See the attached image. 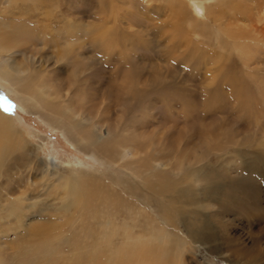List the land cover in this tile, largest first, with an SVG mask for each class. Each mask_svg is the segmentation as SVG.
Returning <instances> with one entry per match:
<instances>
[{
    "label": "rangeland",
    "instance_id": "rangeland-1",
    "mask_svg": "<svg viewBox=\"0 0 264 264\" xmlns=\"http://www.w3.org/2000/svg\"><path fill=\"white\" fill-rule=\"evenodd\" d=\"M235 1L43 0L38 12L25 9L24 2L0 0V56L28 65V72L39 71L55 87V96L61 88L66 99L73 98L79 115L93 119L112 148H117L118 139L130 149L116 163L107 156L114 170L73 146L60 129L50 126L38 113L26 111L9 86H0V108L12 117L29 147L46 163L55 164L58 173L71 171L72 165L114 175L119 169L135 178L133 170L127 168L129 163L133 168L151 161L162 171L160 175L167 176V168L173 173V184L189 166L198 169L206 165L207 172L216 169L230 183L245 177L235 168L224 173L227 167L223 164L241 165L234 151L247 134H252L243 124L257 125L263 131L259 139L264 142V101L254 87L256 78L264 83V54H257L263 64L249 68L239 61L232 45L237 38L243 42L254 37L264 39V9L257 10L253 0H241V9L236 12L229 7ZM47 10L51 15L44 18L41 14ZM212 11L219 13L217 18L208 15ZM216 43L218 50L230 52L236 59L238 66L234 65L232 72L243 79L241 87L249 96L250 106L259 112L254 113L256 119L247 114L248 107L231 97L226 84L214 83L216 55L209 51ZM259 139L257 136L256 142ZM217 144L225 150H219ZM262 144L257 147L263 149ZM153 152L159 153L157 160L151 158ZM249 157L253 159L254 154ZM37 170L23 172L22 182H15L10 199L24 194L40 200L39 206L58 203L59 189L47 199L36 198L43 183L54 180L50 176L42 182L44 178ZM199 179L191 187L192 194L204 207L185 202V212L171 226V234H179L176 236L182 238V244L175 245L169 260L162 264H264V199L230 197V183L209 182L205 176ZM180 180L179 187L185 189L189 183ZM257 200L260 211L255 210ZM151 208L155 212L157 203L152 202ZM194 210L200 211L201 224L206 225L191 233L187 224L198 220ZM52 215L51 209L41 210L30 214L18 229L13 219L10 222L16 229H0V261L14 264L21 252L16 247L20 244L17 238L27 226L44 223ZM14 240L18 243H11Z\"/></svg>",
    "mask_w": 264,
    "mask_h": 264
},
{
    "label": "bare ground",
    "instance_id": "bare-ground-1",
    "mask_svg": "<svg viewBox=\"0 0 264 264\" xmlns=\"http://www.w3.org/2000/svg\"><path fill=\"white\" fill-rule=\"evenodd\" d=\"M19 1L27 4L25 6L27 10L38 12L42 10L41 1L43 0H9V3ZM253 2L257 10L264 9V0H253ZM241 6V0H236L229 7L239 12ZM218 14L215 11L208 13L214 18H217ZM41 15L45 18L51 13L47 10ZM69 15L73 13L69 12ZM234 42L232 46L235 47L236 56L241 63L249 68L255 63L263 64L258 61L257 54H264V39L254 37L248 42H243L241 38H237ZM211 47L209 53L216 55L214 68L217 75L214 83L226 84L232 93L231 97L233 99L236 97L240 106L248 107L247 114L252 118L255 116L256 119L257 114L254 113L259 112L256 106H250L252 104L249 102V96L241 87L243 79L232 72L233 66H238L236 59L231 57L230 52L226 54L218 50L217 43ZM2 51L3 49L0 48V53ZM24 66L22 62L3 59L0 56V86L3 88L9 86L8 88L19 95V102L26 111L38 113L50 126L60 129L73 146L96 156L103 164H107L110 170H114L107 156H111L116 163L127 155L126 152L130 153V149L126 150L118 139L117 148H112L113 145L111 146L108 142L107 135L105 136L99 130L93 119L78 114L72 97L66 99L67 97H64L66 93H63L61 88H57L58 96H55V87L48 84V79L44 75L39 71L28 72V65ZM219 73L223 75L220 77ZM254 87L260 91L261 99L264 101V83L256 78ZM250 99L253 98L250 97ZM43 109H46L48 113ZM244 126L252 134L250 136L247 134L234 151L238 159L242 161L241 165L239 164V167L223 165L227 167L224 173L226 171L231 173L235 168L237 171L239 169L245 177L238 180L231 179L230 183L216 169L207 172L206 165L198 169L189 166L184 172L185 175L183 172V175L180 174V179L186 184H193L191 186L188 184L184 189L179 187L180 179L178 183L176 182L178 185L172 183L170 178H173V173L168 168L165 170L167 176L160 175L162 171L156 169L157 165L151 161L133 168L129 163L130 168H127L133 170L135 178L128 173H122L119 169L114 175L102 173L95 168L94 170L72 165H69L73 168L72 170L69 168L71 171L58 173L55 164L47 162L48 165L36 149L29 147L23 132L16 127L12 117L0 108V229L6 231L14 230L16 227L18 229L24 226L26 221L24 219H27L30 214L45 209L53 211L50 220L44 219V223L27 226L26 232L17 238L20 244L17 240L11 241L13 244L18 243L16 247L21 250L15 257L14 264H154V262L162 264V261H168L175 245L182 244V238L177 239L179 234H176L177 236L174 232L171 234L173 231L171 226L176 224L179 216L185 212L183 208L185 202L193 201L198 208L204 207L200 200L193 196L194 189L191 188L197 181L200 182L199 177L205 176L204 180H210L209 182L230 183V193H226L227 196L244 195L247 199L255 200L260 197L261 200L264 199V189L258 180L260 178L261 183L264 184V148L257 147L264 143L259 139L262 130L257 129V125L243 124L242 127ZM257 136L259 142H256ZM122 146L124 149H121ZM218 148L225 150L222 144L218 145ZM250 153L254 154L253 159L249 157ZM150 156L157 160L159 153L153 152ZM222 160L225 162L226 157ZM184 167L185 164L182 168ZM30 170L41 173L44 178L42 182L48 181L46 179L50 176L54 179L51 183H43L42 193L36 198L44 196L47 199L59 189L60 196H57V204L43 202L39 206L40 200L24 194L10 199L9 195L16 189L15 182H22L20 176L24 171ZM119 173L120 179L117 178ZM175 193L177 195H174ZM152 202L157 203L155 212L151 210ZM258 202L260 201H255V210L260 211ZM192 214L198 216V220L192 219L189 223L187 222V227H191V233L200 229L202 225L199 218L200 211L194 210ZM12 219L16 220L15 228L11 225ZM22 221H24L23 224H21ZM205 225L204 223L202 226ZM0 264H3V261H0Z\"/></svg>",
    "mask_w": 264,
    "mask_h": 264
}]
</instances>
